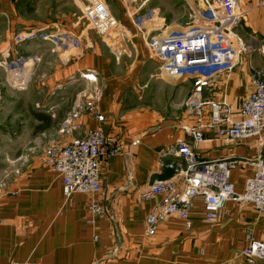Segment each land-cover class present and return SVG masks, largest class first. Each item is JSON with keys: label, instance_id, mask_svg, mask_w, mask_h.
<instances>
[{"label": "crops", "instance_id": "crops-1", "mask_svg": "<svg viewBox=\"0 0 264 264\" xmlns=\"http://www.w3.org/2000/svg\"><path fill=\"white\" fill-rule=\"evenodd\" d=\"M240 2L244 9L251 10L245 29L254 34L260 29L264 36V25L258 26L264 24L263 12L258 19L254 3L250 0ZM109 6L117 20L133 34V22L125 4L116 1L109 2ZM148 8L158 12L157 24L163 27L160 33L179 31L170 30L174 27L184 30L182 25L188 9L183 0H151L143 10ZM80 15L81 6L73 0L0 2V63L8 58L18 61L37 56L40 59L38 63L32 60L25 63L27 69L20 81L27 77L24 82L28 86L24 89L11 88L7 84L11 73L0 64V181L4 184L0 196V264L16 261L39 264H252L242 255L248 245L246 236L252 231L257 240L262 239L264 214H259L251 205L228 202L224 217L211 226L204 220L202 202L196 200L191 215L192 229L185 228L180 217L171 216L158 226L155 236H146L149 211L160 199L142 204L140 194L154 181L172 176L168 170H157L161 151L174 147L179 139L191 141L181 128L194 123L184 105L194 80L161 77L160 67L158 76L153 69L129 67L127 57L116 59L110 49L88 41L79 53L67 55L60 51L52 55L51 45L42 42L37 33L62 29L76 33ZM245 29L241 35L249 37L247 41H256ZM27 34L37 36L28 38ZM17 37L24 40L18 43ZM261 39L263 44L264 37ZM256 43L257 46L253 43L252 52L241 58L240 66L216 77L205 89L206 99L226 98L234 109L240 107L242 100L253 91L251 71L264 70L260 41ZM129 45L138 64L153 59L156 67L160 66L138 32L123 48L128 49ZM89 69L98 72L97 82L103 92L99 111L106 120L99 122L87 115L81 135L101 128L106 137L114 138L124 147V152L102 160L104 194H75L67 202L61 178L45 164L43 150H31L30 144L41 133L54 132L72 97L81 88L80 75ZM31 73L34 74L32 79ZM146 91L155 92V108L160 112L151 114L146 102L140 105ZM133 92L137 95L139 112L128 107ZM205 140L196 148L200 159L241 161L231 172V180L236 191L243 193L246 179L253 175V168L245 160L264 151V146L255 140L234 144L219 139L213 130L206 133ZM46 144L47 139H44L41 147ZM24 155L28 158L20 160V167L9 164ZM97 199L102 201L110 216L97 220L93 226L87 222V207ZM255 264H264V259H258Z\"/></svg>", "mask_w": 264, "mask_h": 264}, {"label": "built area", "instance_id": "built-area-1", "mask_svg": "<svg viewBox=\"0 0 264 264\" xmlns=\"http://www.w3.org/2000/svg\"><path fill=\"white\" fill-rule=\"evenodd\" d=\"M3 0H0L2 2ZM81 6L80 20H85L88 27L103 38V43L115 53L113 46H124L130 40V30L122 25L112 14L106 0H73ZM128 2L126 12L131 17L134 28L143 32L142 37L152 56L160 64L161 77L171 79H191L194 86L184 105L189 115L194 118L192 126H183L184 133L191 139H179L174 147L165 148L159 154L157 170H168L170 178H162L150 184L140 194V203L160 199L149 211L146 219V236H155L158 226L171 216L180 217L185 228L192 229L191 215L195 209L194 203L200 200L203 205L204 220L208 225H214L224 217L228 202L240 205H251L259 214H264V151L253 158L245 160L253 168V175L246 179L244 192L238 193L231 180V172L241 161L235 158L211 159L199 158L196 151L199 144L206 140V133L215 131L216 136L234 144L247 140H255L264 146V70L253 69L250 73L253 91L246 96L238 109H234L230 102L224 100L206 99L204 91L215 78L233 72L241 64V58L250 54L253 43L237 34L241 24L245 22L249 10L242 9L240 0H183L189 11L190 25L182 31L150 36L151 26L159 20L155 9L143 7L151 0H125ZM264 8V0H250ZM136 4L137 7H131ZM256 5V6H257ZM126 6V5H125ZM257 6V7H258ZM143 12V14H141ZM141 16H138V15ZM137 17L134 21V17ZM147 28V29H146ZM192 28V30H191ZM191 30V34L190 31ZM42 42L49 41L52 50L60 52L65 46L67 34L61 31L37 33ZM191 34V35H190ZM28 38H35V34H27ZM65 36V37H64ZM217 38V39H215ZM215 39L218 47L210 48V41ZM24 39L17 37L18 43ZM108 40L111 45L106 42ZM118 50V49H117ZM264 54V45L259 46ZM118 58L121 56L117 53ZM9 59V58H8ZM3 60V68L14 74L17 89L28 86L25 75L27 60L7 62ZM10 75V76H11ZM98 72L89 69L80 75L81 88L72 97L64 117L58 122L53 133H41L31 142V150H43L45 164L53 169L64 184L63 194L67 202L75 194L97 196L104 194L101 176L102 160L113 155L122 154L124 147L116 143L114 138L106 137L101 128L88 130L81 135L83 120L91 115L99 122L106 120L99 111L102 101V88L97 82ZM72 81L75 79L72 78ZM10 84H12L9 81ZM26 84L25 87L20 85ZM71 137L70 140H67ZM47 139L45 147L41 143ZM24 155L9 161L12 167L19 166ZM172 158V160H171ZM20 167V166H19ZM16 173H20L16 170ZM4 184L0 181V196ZM90 225L95 226L97 220L108 218L110 213L101 200L92 201L87 207ZM247 247L242 255L255 264L258 259H264V236L257 240L252 231L247 236ZM10 264H39L37 262H11Z\"/></svg>", "mask_w": 264, "mask_h": 264}, {"label": "rangeland", "instance_id": "rangeland-1", "mask_svg": "<svg viewBox=\"0 0 264 264\" xmlns=\"http://www.w3.org/2000/svg\"><path fill=\"white\" fill-rule=\"evenodd\" d=\"M116 1H119V2H121L122 1V3L123 4H125L126 6L125 7H130V6H128L127 4H128V2H126L125 0H106V2L107 3H109V2H111V3H115ZM132 6L131 7H137V5L136 4H131ZM256 5H257V1H256V3H254V5H253V7L255 6L256 7ZM242 6V5H241ZM258 6V5H257ZM77 7V6H76ZM244 7V6H243ZM243 7H241L242 9H243ZM256 8H258V10L256 11L257 13H256V15L258 16H256L258 19L260 18V15L262 14V12H263V14H264V8L262 9V7H256ZM260 8V9H259ZM149 9H151V8H149ZM148 9V10H149ZM262 11V12H261ZM143 12H144V10H143ZM143 12H141V14H143ZM249 12H251V10L249 11ZM187 19L186 20H184V22H183V27H184V29H186L189 25H190V23H191V21H190V23H189V16H190V14H189V11L187 12ZM138 16H141L140 14L138 15ZM137 16V17H138ZM136 16L134 17V21H135V19L137 18ZM247 19H248V16H247V18H246V20H245V22H243L242 24H241V26H240V28L237 30V34L238 35H240L242 38H244L245 40L247 39V38H249V37H246V35H245V37H243L242 35H243V33H242V30L243 29H245V24H246V22H247ZM185 21H186V23H185ZM158 22H159V20H158ZM157 22V23H158ZM181 23V22H180ZM163 24V23H162ZM161 24V25H162ZM261 25H264V24H262V23H259L258 24V26H261ZM134 26H132V28H133ZM146 27L147 28H150L149 29V31L151 32V34H150V36H154V35H158V33H159V27L160 26H158V27H156L155 25H152L151 26V24L150 23H147L146 24ZM146 28V29H147ZM243 28V29H242ZM192 29V28H191ZM171 31L172 30H179V31H182V29H177V28H175L174 27V29L173 28H171L170 29ZM77 31L78 32H70L68 29L67 30H65V29H62L61 30V32L63 33V34H67L66 36L68 37L67 39H65L64 38V42H65V46H63L60 50L61 51H63V52H67V55L68 54H70V53H72V54H74L75 52H77V53H79L81 50L80 49H85L84 47H85V45H86V42L88 41L90 44L91 43H94L95 44V46H102V47H104V48H107L108 49V47H107V45H105L104 43H103V38L100 36V35H98L94 30H91V29H89L88 28V24H87V22L85 21V20H80V23H79V26L77 27ZM156 31H158V33L156 32ZM245 31L248 33V31H247V29H245ZM258 33H256V34H254V33H252L251 31H249V35L251 36L250 38L252 39L253 38V36L258 40V41H260V43H259V45H264V43L262 44V39L261 38H263L264 36H262V34H261V30L260 29H258ZM137 32L139 33V35H142V33L143 32H139V31H137L135 28H133V34H132V37H133V35H137ZM242 34V35H241ZM254 34V35H253ZM65 37V36H64ZM256 40V41H257ZM256 41L254 40V39H252V42L254 43V45H256L257 46V43H256ZM106 42L108 43V45H111V43L108 41V40H106ZM46 43H49V45H51L50 44V42L49 41H47ZM112 45H114V43L112 44ZM112 45H111V47H112ZM110 50H111V48H109ZM112 49H116L115 51V53H113V51H112V54L114 55V58H118V56L119 55H117V53L119 52V54H121V56L119 57V58H121L122 56L123 57H127V62H128V65H129V67L132 65V68L133 67H137V68H144V69H153V70H156V74L155 75H159V67L160 66H157L156 67V65L154 64L155 62H154V60L153 59H149L148 61H144L142 64H138L135 60H134V55L132 54V53H130L131 51H133V49L131 48V46L129 45L128 46V49H124L122 46H113L112 47ZM118 49V50H117ZM149 51V50H148ZM50 53L52 54V55H55L56 54V52L55 51H53V50H51L50 51ZM259 53L261 54L260 56V59H261V62H264V54H262L261 53V50H259ZM33 57H35V56H33ZM12 61V59H8L7 60V62H11ZM132 63V64H131ZM135 64H138V65H135ZM134 70H136V69H134ZM33 76H34V74H32L31 73V75L29 76L31 79L33 78ZM28 77V78H29ZM159 78V77H158ZM158 78H156L155 80H157ZM7 84H10L9 83V81L12 83V84H10L11 85V88L13 87V86H15L16 84V82H15V77H14V74H12L11 76H9V78L7 77ZM154 80V81H155ZM189 80H191V79H189ZM9 85V86H10ZM13 88H16V87H13ZM17 89V88H16ZM143 101H141V103H140V105L142 106L145 102H146V104H147V110H148V112H150L151 114H153L154 113V111H156V112H160V110L159 109H156L155 108V100H156V98H157V96H156V94H155V92H152V91H146V93H143ZM138 106H139V102H138V100H137V95L135 96L134 95V92H133V95H131L130 96V100H129V104H128V107H131V108H133V109H135V112H139V110H138ZM154 128V127H153ZM2 169V167H0V170ZM2 181V180H1ZM3 192V191H2Z\"/></svg>", "mask_w": 264, "mask_h": 264}, {"label": "bare ground", "instance_id": "bare-ground-1", "mask_svg": "<svg viewBox=\"0 0 264 264\" xmlns=\"http://www.w3.org/2000/svg\"><path fill=\"white\" fill-rule=\"evenodd\" d=\"M191 30H192V29H191ZM191 30H189L190 33H191ZM191 34H193V33H191ZM191 34H190V35H191ZM215 39H217V38H215ZM215 39H212V40L210 41V48L218 47L217 41H216Z\"/></svg>", "mask_w": 264, "mask_h": 264}]
</instances>
